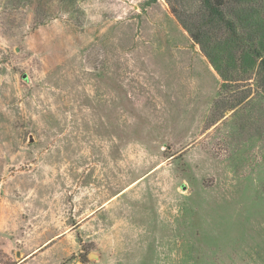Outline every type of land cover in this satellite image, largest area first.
Returning <instances> with one entry per match:
<instances>
[{
    "label": "rangeland",
    "instance_id": "rangeland-1",
    "mask_svg": "<svg viewBox=\"0 0 264 264\" xmlns=\"http://www.w3.org/2000/svg\"><path fill=\"white\" fill-rule=\"evenodd\" d=\"M173 3L0 0V264H264L260 61Z\"/></svg>",
    "mask_w": 264,
    "mask_h": 264
},
{
    "label": "trees",
    "instance_id": "trees-1",
    "mask_svg": "<svg viewBox=\"0 0 264 264\" xmlns=\"http://www.w3.org/2000/svg\"><path fill=\"white\" fill-rule=\"evenodd\" d=\"M170 1L182 25L225 80L230 79L234 63L249 70L260 61L257 74L264 81V0H198L196 11L187 9L185 0Z\"/></svg>",
    "mask_w": 264,
    "mask_h": 264
},
{
    "label": "water",
    "instance_id": "water-1",
    "mask_svg": "<svg viewBox=\"0 0 264 264\" xmlns=\"http://www.w3.org/2000/svg\"><path fill=\"white\" fill-rule=\"evenodd\" d=\"M24 78L25 79L27 78V74H24ZM183 188L185 189L186 188V185H184ZM90 256L93 257V254H91Z\"/></svg>",
    "mask_w": 264,
    "mask_h": 264
}]
</instances>
